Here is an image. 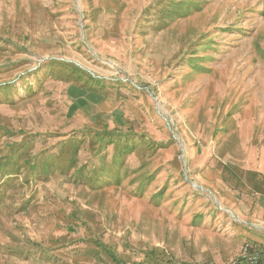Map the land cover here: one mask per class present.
Returning <instances> with one entry per match:
<instances>
[{"label": "rangeland", "instance_id": "374dc122", "mask_svg": "<svg viewBox=\"0 0 264 264\" xmlns=\"http://www.w3.org/2000/svg\"><path fill=\"white\" fill-rule=\"evenodd\" d=\"M230 190L264 192V0H0V264L227 262Z\"/></svg>", "mask_w": 264, "mask_h": 264}, {"label": "crops", "instance_id": "0c3cea01", "mask_svg": "<svg viewBox=\"0 0 264 264\" xmlns=\"http://www.w3.org/2000/svg\"><path fill=\"white\" fill-rule=\"evenodd\" d=\"M230 192L234 195L228 194L223 198V202L232 213V217L238 222L232 226V230L237 232L235 237L238 236L240 242L235 257H231V260L227 262L220 261L219 264H230L238 256L242 245L246 242L264 246V192L252 194V196L239 195L238 193V197L235 196L237 191L230 190ZM210 260H212L210 256L197 257V261L215 264Z\"/></svg>", "mask_w": 264, "mask_h": 264}, {"label": "built area", "instance_id": "2783aa9c", "mask_svg": "<svg viewBox=\"0 0 264 264\" xmlns=\"http://www.w3.org/2000/svg\"><path fill=\"white\" fill-rule=\"evenodd\" d=\"M182 264H211L202 261H189ZM230 264H264V246L250 242L244 243L240 254Z\"/></svg>", "mask_w": 264, "mask_h": 264}, {"label": "trees", "instance_id": "16d2710c", "mask_svg": "<svg viewBox=\"0 0 264 264\" xmlns=\"http://www.w3.org/2000/svg\"><path fill=\"white\" fill-rule=\"evenodd\" d=\"M6 88H8V87H6Z\"/></svg>", "mask_w": 264, "mask_h": 264}]
</instances>
